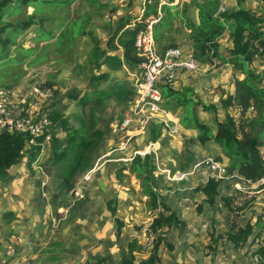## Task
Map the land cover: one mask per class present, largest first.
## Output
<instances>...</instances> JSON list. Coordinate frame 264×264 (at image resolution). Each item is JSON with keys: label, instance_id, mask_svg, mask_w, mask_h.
Returning <instances> with one entry per match:
<instances>
[{"label": "trees", "instance_id": "trees-1", "mask_svg": "<svg viewBox=\"0 0 264 264\" xmlns=\"http://www.w3.org/2000/svg\"><path fill=\"white\" fill-rule=\"evenodd\" d=\"M77 1L0 0V81L4 89L13 88V83H7L6 80L16 81L22 75L19 71L24 63L34 66L48 59L46 52L39 53L37 48H25L18 42L19 36L25 35L39 23H59V28L66 25L63 34L54 43L56 48L53 53L57 56L55 62L60 65L74 60L72 45L81 34L90 37L92 46L87 53L85 64L91 66L90 83L99 85L110 76L109 72L100 73L105 65L112 69L126 65L136 70L142 64L144 58L136 47V40L153 20H156L153 24V37L158 51L177 48L173 36L177 30L174 22L180 18L189 30L188 39L200 57L210 61L218 58L221 64L231 66L234 73V90L232 93L223 92L218 105L206 106L196 99L191 87L181 86L176 89L172 84H160L162 107L179 118V124L184 128L196 129V140L201 146L213 143L219 148L220 152L214 159L225 163L228 174L238 175L252 182L264 179V71L256 64L259 61L264 65V12H251L246 7L248 0H237L239 7L236 11L222 9L221 0H181L177 5H174L175 0H146L140 18L125 14L115 21H105L104 28L110 32L104 41L92 31L86 33L83 24L89 20L87 16L73 18L71 23L67 24L68 11ZM80 2L92 7L95 14H100L105 7L101 0ZM30 7L33 12L29 14L27 9ZM192 8L197 9V22L188 17ZM52 36L53 31L41 30L37 32L34 40L47 41ZM223 38L231 42V47L224 54H220ZM75 66L79 68V64ZM237 74L243 75L244 78L239 79ZM47 84L50 88L53 87L51 80ZM113 96L118 102H125L134 96L137 99V92L120 84L107 91L95 90L84 96L72 94L71 99L75 101L76 106L81 107L82 113H73L71 116L65 115L57 105L47 109L53 129L48 160L56 167L57 177L62 180L63 190L66 192L73 188L78 174L93 167L94 154L106 136L98 128V114L104 110L107 98ZM90 105L92 107L87 112ZM199 109L213 114H217L221 109L223 118L215 119V130L209 123L201 120ZM72 120L78 122V127L72 124ZM164 133L162 123L152 122L148 129V143H157L165 136ZM26 140L27 137L22 134H0V182H6L10 172L20 165L24 158H28L29 167L38 162L41 148L28 149ZM154 159L152 154L136 155L128 165L130 171L142 180L144 194L149 201L148 207L156 213L152 225L156 240L151 248L146 249L148 256L141 259L139 264H160L161 244L166 243L167 247L172 249L167 234L184 224L153 189L152 184L157 177L155 173L158 172ZM158 178L161 183H166L163 175L160 174ZM219 185L220 180L210 178L204 186L199 187L210 206L217 203ZM222 201L228 206L229 216L242 209L233 208L225 198ZM117 203L116 198L107 201L106 207L111 216L115 217L117 214ZM239 218L231 223L228 231L217 234L213 229L209 232V253L215 254L221 242L231 243L237 249L248 245L258 222L248 221L243 225L239 223ZM15 220L16 216L12 211L3 215V223L8 226L2 235L5 243L13 238L11 226ZM115 221L117 234L120 236L124 224L119 218ZM4 242L0 243V249L5 246ZM72 248L73 245L68 246L65 240H54L42 248V263H62L72 253ZM144 251L136 239L131 240L121 254L119 264H137V255ZM254 254L258 256V264H264V246L256 249Z\"/></svg>", "mask_w": 264, "mask_h": 264}, {"label": "rangeland", "instance_id": "rangeland-1", "mask_svg": "<svg viewBox=\"0 0 264 264\" xmlns=\"http://www.w3.org/2000/svg\"><path fill=\"white\" fill-rule=\"evenodd\" d=\"M225 1L221 7L222 9L226 8L228 11L238 9L239 4L237 0ZM101 2L105 4L104 9L100 14H95L92 11V7L78 0L68 11L67 16L69 21L67 24L71 23L73 18L87 16L89 20L87 22L85 21L83 24L86 33L92 31L105 41L110 30L104 28V22L115 21L119 16L125 14L140 18L143 14V7L146 0H101ZM246 7L253 13H255V11L256 13H262L264 12V0H248ZM27 11L30 14L33 12V8L30 7ZM188 17L197 22V9L192 8L188 13ZM182 22L180 18L176 19L174 22V27L177 28L175 33H173L174 41L177 44V48L183 51H193L196 54L199 61V70L187 75L186 85H184L183 81L178 79L172 86L176 89H179L181 85L191 87L195 92L196 99L201 104L206 106L212 104L218 105L223 92L225 93L231 90L232 86V82L227 81L228 73L225 70L226 67L220 63L218 58H213V61H210L207 58L199 56V52L195 50V46L188 39L189 30L185 28ZM59 26H61L59 23H39L36 27L31 28L25 35L18 37V42L25 48L32 46L33 48H37L39 53L46 52L49 57L46 61L34 66H29L27 62L24 63L22 69L19 71L22 75L19 76L16 81L14 79L6 80L7 83H13V88L9 89L10 91H14L18 95H26L29 94L34 86L50 89L53 93V98L42 102L40 107L43 111L46 110L47 112L49 106L52 107L57 105V108L63 110L65 115L71 116L73 113H82L81 107L76 106L74 103L75 101L71 99L72 94L76 93L79 96H84L95 90L107 91L113 87H118L120 84L126 89L135 90L136 83L140 80L142 75V71L139 67L136 70H132L128 66L122 65L112 69L110 66L105 65L100 73L109 72L110 76L104 79L99 85L90 83L89 77L92 74L91 66L86 65L85 61L92 44L87 34H81L74 41L72 45L74 60L72 62L67 61L62 65L57 64L55 62L57 56L53 53L56 48L54 43L63 34L62 31L66 29V25L60 28ZM41 30L53 31L51 39L47 41H35L34 38L37 32ZM221 43L222 46L219 50L220 54L226 52V50L231 47V42L227 38H223ZM76 64H79V68L75 66ZM257 64H259V69L263 71L264 65L259 61ZM218 78L219 80H217ZM49 80L53 82L52 88L47 84ZM195 83L199 85L198 89L194 88V86H196ZM1 84L0 81V88H3ZM135 101V96L129 98L125 102H118L115 96L107 98L104 110L98 114L100 117L98 128H100L106 136L94 154L92 169L85 173L78 174L74 180L73 188L68 192L63 190V183L62 180L57 177L56 167L48 160V156L51 152L49 149L43 151L44 157L39 160L37 159L38 162L34 163L33 167H29L27 165L28 158H24L20 165L10 172L7 181L0 182V213L4 215L6 211H17L19 229H21L22 232H24L25 229L29 232L35 230L32 232V235H34V237L36 236L34 238L30 235L26 240L21 237L22 232H20L19 237H13L12 241H8L6 246L0 249V264H43L41 250L49 245V243L54 240H65L70 246L73 245L75 241L79 242V240L82 241V239L84 241L83 247H85V256L82 255L80 258H82V260L85 258L88 262L87 264H102L103 262L100 259L104 260V257H106L107 260L106 264H118L121 254L126 250L128 240L134 238V235L137 236L138 233L140 240H142L140 229L147 218V212L150 210L148 207L149 201L148 199H144L145 194L142 180L137 178V176L130 171V166H126L127 162L120 161L119 159H129L134 156L135 151H142L147 147L150 124L142 130L140 136L133 137L125 150H120V146L117 147L118 140H120L121 136L119 133L121 119L127 110L134 106ZM91 107L92 105L88 107L87 112ZM218 111L217 114H213L212 112H205L199 109V116L201 120L209 123L213 130H215V119L223 118L221 109ZM178 122H180L179 118ZM72 124L78 127L77 121L72 120ZM134 126L140 128L138 117L134 119L132 127ZM178 128L181 129L180 137L173 136L167 132L164 133L165 136L157 142L158 156L154 161L156 164L160 163L161 166L171 169L172 173L179 171L191 173L190 176H188V181H184V184L187 186H192L185 187V191L187 192L189 189H196L194 188L197 186L195 182L197 184L202 183V179L197 176L199 170L193 173L195 165L208 157L215 158L220 150L213 143L201 146L196 140L198 134L196 129L191 127L184 128L181 123L178 125ZM60 135H62V133ZM112 150L113 153L110 155L109 152ZM114 157L118 159L112 163L107 161L109 158ZM184 158H186L187 161L183 162L182 159ZM102 168L105 169L102 171ZM101 171L106 173V178L100 179ZM111 177L113 178L112 180H110ZM106 179L108 182L106 186L107 190L104 191L103 187L100 188V181L104 180L106 183ZM155 179L156 181L152 184L154 191L158 190L161 192L160 190H162L171 191V194L173 193L172 190L176 187V185L174 186V182L165 180L166 183L164 184L159 181L160 178L155 177ZM52 183H55V187L60 191L59 195L50 194L52 193V189H50ZM228 186H223V192L228 191ZM75 190H82L85 198L83 200H76L73 195ZM122 192L126 195L121 194ZM167 195H169V193ZM55 196H57L58 203L52 202ZM111 198H116L118 200L120 212L117 213V217L124 224V229L122 228L123 235L119 237L116 233V221L112 218L113 221L110 222L111 218L106 209L107 200ZM170 199L171 195L166 199V202L169 203ZM27 204L30 209H27ZM248 204L243 206L242 203H238L237 201L234 204L233 208H242L238 209L241 218L248 212V210H245V207L249 206ZM57 205L59 206L58 209L56 208ZM69 205H71V207L68 213L66 209H69ZM133 206L135 209L131 208ZM78 207H80L79 214L81 221L79 222V226L78 224L75 226L72 221H70V217L71 213L78 209ZM36 209L37 211L35 214L32 213V211ZM25 214L29 216V220H26L27 216ZM37 215L39 216L37 217ZM107 219H110L108 228L112 229L114 233V235H112L113 237H106L104 234H98L92 227L93 224L92 226H88L92 221L105 224ZM29 221L32 222L30 223ZM15 223H17V221ZM97 227L96 229L100 228L99 225H97ZM1 228L4 227H0V231L2 232ZM40 228H45L46 233L44 234L36 231ZM7 229L8 226L4 228V231ZM71 230H76L78 232L74 235ZM99 235L100 239H97ZM0 243L2 244L1 241ZM35 247L36 249L34 251ZM69 248L71 249V247ZM145 253H147L146 249L141 254L145 255ZM77 254L80 256L83 253L77 252ZM79 261H81V259Z\"/></svg>", "mask_w": 264, "mask_h": 264}, {"label": "built area", "instance_id": "built-area-1", "mask_svg": "<svg viewBox=\"0 0 264 264\" xmlns=\"http://www.w3.org/2000/svg\"><path fill=\"white\" fill-rule=\"evenodd\" d=\"M156 20L151 21L146 31L141 32L136 40V47L144 58L139 68L142 71L140 80L136 83L137 99L122 117L119 127L121 134L119 140L120 150H125L133 139L142 133V130L152 122L159 121L163 124L164 130L169 134L180 137L181 133L178 128L179 122L175 115L162 107V93L160 84H173L180 73H193L199 70V61L193 51H183L180 48H169L164 52H159L153 37V24ZM53 98L50 89H44L40 86H34L29 94L18 95L14 91L0 88V134L9 132L17 133L27 137L26 146L40 147V155L44 150L49 149L53 139L52 122L48 114L40 107L42 102ZM135 117H138L139 127H132ZM132 127V128H131ZM143 151V152H142ZM142 151H135L134 156L152 154L156 158V143L150 142ZM133 156V157H134ZM122 158L124 162L133 160ZM201 168H209L215 174V179L224 181H233L234 187L241 195L247 197H260L259 200L264 202V179L257 182L244 179L238 175L227 173L226 166L216 161L214 158H206L194 167V171ZM159 174L171 182H180L188 178L191 173L172 172L160 165H157ZM73 195L76 200L85 198L82 190H75ZM239 210H236L230 218L234 223L239 217ZM239 216V217H238ZM156 218V213L152 210L147 212V218L141 226L140 234L142 240L140 245L144 249L153 246L156 240V234L152 231V225ZM264 246V234L256 241L254 249ZM253 264H258V256L254 255Z\"/></svg>", "mask_w": 264, "mask_h": 264}, {"label": "crops", "instance_id": "crops-1", "mask_svg": "<svg viewBox=\"0 0 264 264\" xmlns=\"http://www.w3.org/2000/svg\"><path fill=\"white\" fill-rule=\"evenodd\" d=\"M224 1L225 0L221 1L222 5L224 4L223 3ZM180 2H181V0H175L174 5H177ZM234 11H236V10H234ZM222 54H224V53H222ZM257 65H259V64H257ZM224 66L226 67L225 70L228 73V80L227 81L232 82L231 90L226 91V93H232L234 90L233 69L229 65H224ZM188 74H191V73H180V74H178L177 79L175 81H177L179 79V80L183 81L184 85H186ZM237 76L239 79L244 78L243 75L237 74ZM217 80H219V78ZM184 85H181V86H184ZM187 85H189V84H187ZM195 85L196 86H194V88L198 89L199 85L196 83H195ZM202 88H200V89H202ZM179 130L181 131V129H179ZM164 131H165V133H167L166 130H164ZM157 148H158V144L156 143V151H157ZM109 153H110V155H112L113 150ZM157 154H158V152H157ZM42 157H44L43 153L41 154L40 158H42ZM40 158H39V156L37 157L38 160ZM211 158H213V157H211ZM116 159H118V158H115V157L109 158L107 161L112 163V162L116 161ZM121 159H119V160L121 161ZM182 160H183V162L187 161L186 158H184ZM130 162L131 161L127 162L126 166H128L130 164ZM222 163L225 165L224 162H222ZM156 165H160V163H157ZM162 167H164V166H162ZM16 168L17 167H15L13 170H15ZM164 168H166V167H164ZM104 169L102 168V171ZM169 170L171 171V169H169ZM200 170H199L197 176L202 179V183L197 184L195 182V185H197L196 187H194V188H196L195 190L189 189L187 192L185 191V187H192L190 185L187 186L186 184H184L185 183L184 181H188V178L183 180V181H180V182H174V186L176 185V187L174 190H172L173 191L172 194H171V191L168 192V191L160 190L161 192H159L158 190L155 189L159 193L162 200L164 201V199H165L164 202L172 210H174L177 213V215L180 217V219L184 222L183 226H180L174 230H171L167 234L168 235L167 240L173 246L172 249L167 247L166 243L161 244L160 249H159V255L161 258L160 264H253V258L255 255L254 251L256 250V249H254L255 243L262 236V234H264V202L259 200L260 197L258 195L256 197H251V196L247 197L245 195H241L237 191V189L234 187L233 181L224 180V181H220V185L218 187V197H217L216 205L210 206L208 204V202L206 201V198L203 195V193L199 190V187L204 186L210 178L214 179L215 174L209 168H201ZM102 171L100 172V179L106 178V173H103ZM179 172H181V171H179ZM176 173H178V172H176ZM155 174L157 176L159 173L156 172ZM112 179L113 178L111 177L110 180H112ZM107 183H108L107 179H106V183L104 180H101L100 181V188L103 187V190L106 191L107 190L106 189ZM98 185H99V183H98ZM223 186L229 187L227 192H223V190H224ZM50 189H52V193H50V194L59 195L60 191L58 190V188L55 187V183H52V186L50 187ZM168 193H169V195H171V199H172V200L170 199L169 203L166 202V199L169 198V195H167ZM121 194H124V193L122 192ZM124 195H126V194H124ZM223 198L230 201V204L232 207H234V204L236 203V201L238 203H242L243 206L249 203L248 204L249 206L245 207V210H248V212L244 214L243 218H239V223L244 225V224H246V222L252 221V223L258 222L257 223L258 225L255 226L253 235L250 238L247 246H245L241 249H237L231 243L221 242V243H219V246L217 248L216 253L212 254V253H209V250L207 248L209 245V242H210L209 232L212 231L213 229H215L217 231V234H221L225 231H228L231 228V222L229 219L230 218L229 209H228V206H226L224 204V202L222 201ZM111 199H109V200H111ZM144 199L147 200L148 199L147 196H144ZM109 200H107V201H109ZM52 202L58 203L57 202V196L53 197ZM117 202H118V200H117ZM26 206H27V209H30L28 204ZM66 207H67V205H66ZM68 207H69V209L68 210L66 209V211L70 212L71 205H69ZM51 208H52V206H51ZM56 208L58 209L59 206L57 205ZM79 208L80 207H78V209L74 210L71 213V217H70V221H72L73 225H75V226H76V224H78V226H79V224H80L79 222L81 221V217L79 214ZM117 208H118L117 209V213H118V212H120L119 206H117ZM131 208L135 209L134 206ZM198 208H200V209H198ZM62 209H65V208H62ZM36 211H37V209L33 210L32 213L35 214ZM12 212H14V214L16 216V220L13 222V224L11 226L12 231L14 232L13 237L16 238V236L19 237L20 232H22V230L19 229L18 212L17 211H12ZM0 215H1L0 227L5 228L7 225L3 224L2 213H0ZM25 215L27 216L26 220H29V216L27 214H25ZM68 215H67V217H68ZM109 215H110L109 217L111 218V220L107 219L105 221V224H103L101 222L103 224V226L101 223L96 222V221H92L88 226H92V224H93L92 227L98 232V234H104V235H106V237H108V236L113 237L112 235H114V233H113L112 229L108 228L110 225L109 220L111 222V221H113L112 218L116 219L118 217H117V214L115 217L111 216L110 213H109ZM38 216L39 215H37V217ZM16 221H17V223H15ZM29 222L31 223L32 221H29ZM97 225L100 226L99 229H96V228H98ZM4 228H1L2 232L0 231L1 232L0 233V241L1 242H4L3 241L4 238H3V236H1L4 234ZM45 228H47V227H45ZM45 228L44 229L40 228V229H37L36 231H39V232L45 234L46 233ZM123 229H122V233L120 236L123 235ZM138 230H139V228H138ZM33 231H35V230H32L29 232L25 229L24 232H22L21 237L25 238L26 240H27V238H29L28 236H30V235L32 237H34V235H32ZM71 231H73L72 233L74 235H76L78 232L76 230H71ZM116 233H117V229H116ZM117 236L119 237L118 234H117ZM88 239H89V236H88ZM97 239H100V235L97 236ZM133 239H136L138 241V243L140 244L141 240H140V236L138 233L137 236L134 235V238H130L128 240L127 245ZM83 242H84L83 239H82V241L79 240V242L75 241L74 242L75 244L73 243L72 253H70L68 255V257L62 263H59V264H87L88 262L85 260V258H84V260H82V258H80L82 255L85 254V252H84L85 247H83ZM86 242H88V241H86ZM6 243L4 242L3 245L5 244V246H6ZM67 244H69V243H67ZM70 246H72V245H70ZM126 248H127V246H126ZM35 249H36V247L34 248V251H35ZM89 250H91V249H89ZM77 252H81L83 254H81L79 256L77 254ZM98 252H99V249H98ZM147 256H148V252L145 253V255H142L141 253L138 254L137 255V259H138L137 264H139L141 259H144ZM80 259H81V261H79ZM100 260H102V262H103L102 264H106V261H107L106 257H104V260L103 259H100ZM119 262H120V260H119ZM119 262H118V264H119Z\"/></svg>", "mask_w": 264, "mask_h": 264}, {"label": "clouds", "instance_id": "clouds-1", "mask_svg": "<svg viewBox=\"0 0 264 264\" xmlns=\"http://www.w3.org/2000/svg\"><path fill=\"white\" fill-rule=\"evenodd\" d=\"M135 90H136V87H135ZM137 92V91H136Z\"/></svg>", "mask_w": 264, "mask_h": 264}]
</instances>
